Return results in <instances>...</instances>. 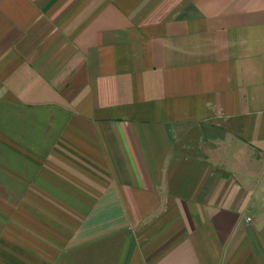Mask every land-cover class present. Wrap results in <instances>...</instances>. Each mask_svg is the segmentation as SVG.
I'll return each mask as SVG.
<instances>
[{
    "label": "crops",
    "instance_id": "0c3cea01",
    "mask_svg": "<svg viewBox=\"0 0 264 264\" xmlns=\"http://www.w3.org/2000/svg\"><path fill=\"white\" fill-rule=\"evenodd\" d=\"M0 264H264V0H0Z\"/></svg>",
    "mask_w": 264,
    "mask_h": 264
}]
</instances>
